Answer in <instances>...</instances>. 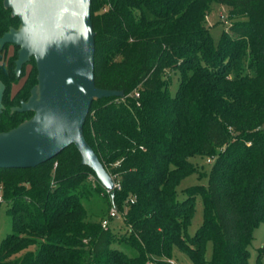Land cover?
<instances>
[{"label": "trees", "instance_id": "obj_1", "mask_svg": "<svg viewBox=\"0 0 264 264\" xmlns=\"http://www.w3.org/2000/svg\"><path fill=\"white\" fill-rule=\"evenodd\" d=\"M215 5L230 20L216 43L206 23ZM90 9L95 85L123 95L94 98L83 133L119 188L111 196L73 144L32 167H0L11 220L0 264H176V251L191 264H262L264 239L254 263L248 247L264 221V0H91ZM18 24L0 0V36ZM10 45L0 48V131L32 115L10 108L37 82L31 57L10 93L19 77ZM196 155L210 163L206 183L178 191L198 172ZM92 195L107 206L97 220L84 205ZM197 195L202 221L190 235ZM111 207L126 233L102 227Z\"/></svg>", "mask_w": 264, "mask_h": 264}, {"label": "water", "instance_id": "obj_2", "mask_svg": "<svg viewBox=\"0 0 264 264\" xmlns=\"http://www.w3.org/2000/svg\"><path fill=\"white\" fill-rule=\"evenodd\" d=\"M19 20L0 36L17 46L14 72L32 57L37 82L12 111H32L16 126L0 131V167H32L73 144L82 164L112 196L114 181L84 137L83 125L94 98L122 96V90L94 82L95 32L91 0H3ZM4 84L0 81V113Z\"/></svg>", "mask_w": 264, "mask_h": 264}, {"label": "rangeland", "instance_id": "obj_3", "mask_svg": "<svg viewBox=\"0 0 264 264\" xmlns=\"http://www.w3.org/2000/svg\"><path fill=\"white\" fill-rule=\"evenodd\" d=\"M206 23L209 26L210 36L213 39L214 43H216L222 30L227 29L230 23V20L227 17L226 8L223 5H215L212 8V10L207 14ZM7 50H8V53H11L12 45L8 46ZM27 68L26 67L24 68L23 74H20L18 77V80L11 85L10 87L11 94L14 93L16 89L22 84L25 74L27 72ZM176 87L177 85H176V82L174 81L172 88H171V93L175 92ZM190 159L194 163L197 164L198 172L184 178L179 185L178 191H180V188L185 187V186H189V185L191 186L194 184L203 185L206 183V177L204 176V172L207 171L210 167V163L207 162V158L196 155V156L191 157ZM87 179L88 181H91L93 183V179L91 176H88ZM84 205L88 211V216L92 218L93 220H97L100 216V213L103 210L105 211L107 209V206L104 200L97 195L96 196L92 195L91 198L84 200ZM202 209H203V205H202L201 198L199 197V195H197L195 199L194 214L191 219V223L189 224L187 228L188 234L190 235L193 234L195 230L197 229V227L201 224ZM109 210L107 213H105L102 219L104 218L107 219L108 220L107 225L108 224L111 225V227L114 230L118 232L120 231L121 233H126L127 230L124 226L123 221L121 220V212L116 210V215L114 217H109L108 215ZM10 232H11V220H10V217L6 213V203H2L0 205V242ZM263 239H264V221H261L258 224V226L254 229L253 239L251 241V244L248 247L249 249L248 261L250 263L255 262L258 248L261 247L263 243ZM205 257L206 259H209L210 257V243H208L207 245ZM171 260H174L176 264H191L190 260L183 253L179 251L175 252V257L171 258ZM260 260H261V263L264 264V255L260 258Z\"/></svg>", "mask_w": 264, "mask_h": 264}, {"label": "built area", "instance_id": "obj_4", "mask_svg": "<svg viewBox=\"0 0 264 264\" xmlns=\"http://www.w3.org/2000/svg\"><path fill=\"white\" fill-rule=\"evenodd\" d=\"M263 126H264V124H263ZM113 181H114V180H113ZM114 188H119V183H118V182H115V181H114ZM108 215H109V217H114V216L116 215V209H115V207H111V208H110ZM107 222H108L107 219H105V218L102 219V220H101V225H102V227H106Z\"/></svg>", "mask_w": 264, "mask_h": 264}]
</instances>
